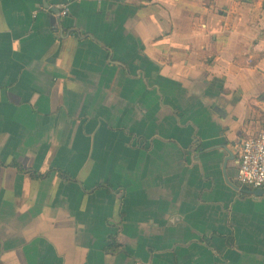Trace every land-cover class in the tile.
Listing matches in <instances>:
<instances>
[{"label":"crops","instance_id":"0c3cea01","mask_svg":"<svg viewBox=\"0 0 264 264\" xmlns=\"http://www.w3.org/2000/svg\"><path fill=\"white\" fill-rule=\"evenodd\" d=\"M263 129L264 0H0V264H264Z\"/></svg>","mask_w":264,"mask_h":264},{"label":"built area","instance_id":"2783aa9c","mask_svg":"<svg viewBox=\"0 0 264 264\" xmlns=\"http://www.w3.org/2000/svg\"><path fill=\"white\" fill-rule=\"evenodd\" d=\"M73 1L100 2V0ZM68 13V6H63L60 16L65 17ZM237 183L242 188L261 190L264 196V129L256 136L241 141L237 158Z\"/></svg>","mask_w":264,"mask_h":264},{"label":"trees","instance_id":"16d2710c","mask_svg":"<svg viewBox=\"0 0 264 264\" xmlns=\"http://www.w3.org/2000/svg\"><path fill=\"white\" fill-rule=\"evenodd\" d=\"M14 167L19 171V172H24V169L19 165V164H14ZM58 172V174L60 175V176H62V178H64L65 180H68V181H75V180H73L68 174H66V173H64V172H62V171H57ZM29 173H31V175H33L34 177H38V178H45V177H48L49 175H50V173H51V171L50 172H47V173H44V174H39V173H37V172H34V171H30ZM99 186H101V185H98L95 189H97V188H100ZM244 191V193H249L250 191H252L251 189H243ZM231 241H228V245H231ZM108 249L110 248V249H112V248H114V238L113 237H110L109 238V243H108Z\"/></svg>","mask_w":264,"mask_h":264},{"label":"water","instance_id":"95a60500","mask_svg":"<svg viewBox=\"0 0 264 264\" xmlns=\"http://www.w3.org/2000/svg\"><path fill=\"white\" fill-rule=\"evenodd\" d=\"M249 193H251L252 195H256L258 197L262 196V194H263V192L261 190H253V191H251Z\"/></svg>","mask_w":264,"mask_h":264}]
</instances>
